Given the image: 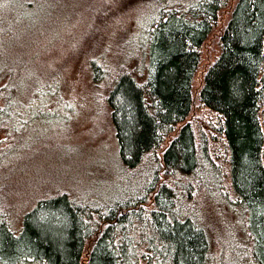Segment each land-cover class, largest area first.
<instances>
[{
    "label": "trees",
    "instance_id": "16d2710c",
    "mask_svg": "<svg viewBox=\"0 0 264 264\" xmlns=\"http://www.w3.org/2000/svg\"><path fill=\"white\" fill-rule=\"evenodd\" d=\"M0 1L30 24L43 2ZM230 2L156 0L119 62L90 58V108L106 109L117 142L111 184L46 187L15 216L0 184V264H264V0L234 1L193 91ZM13 67L0 61V174L26 125L74 111L55 83L24 110Z\"/></svg>",
    "mask_w": 264,
    "mask_h": 264
},
{
    "label": "rangeland",
    "instance_id": "374dc122",
    "mask_svg": "<svg viewBox=\"0 0 264 264\" xmlns=\"http://www.w3.org/2000/svg\"><path fill=\"white\" fill-rule=\"evenodd\" d=\"M234 1L222 10L202 45L193 83L195 98L204 71L219 53L220 33ZM51 2L43 0L38 11L25 10L23 5L22 10L37 17L30 24L18 17L16 8L0 1V61L13 65L21 81L22 92L16 101L25 110L28 103L37 102L40 90L55 83L74 107L65 122L47 125L35 121L24 127L21 145L10 158L9 168L0 174V184L8 188L6 196L13 216L46 187L98 188L101 192L111 184L112 172H108L116 165L117 142L106 109L95 112L90 108L89 60L105 51L106 60L119 62L120 43L137 33L147 11L156 4V0H56L53 5L64 11L59 14L54 13ZM98 178L102 183L93 185ZM229 217L228 213L222 215L223 219Z\"/></svg>",
    "mask_w": 264,
    "mask_h": 264
}]
</instances>
